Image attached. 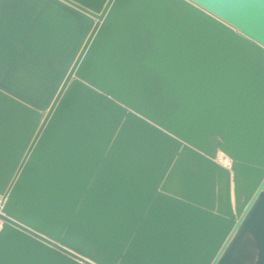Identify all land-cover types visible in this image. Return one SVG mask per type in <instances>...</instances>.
Instances as JSON below:
<instances>
[{
	"label": "water",
	"instance_id": "water-1",
	"mask_svg": "<svg viewBox=\"0 0 264 264\" xmlns=\"http://www.w3.org/2000/svg\"><path fill=\"white\" fill-rule=\"evenodd\" d=\"M0 195V264H264V0H0Z\"/></svg>",
	"mask_w": 264,
	"mask_h": 264
},
{
	"label": "bare ground",
	"instance_id": "bare-ground-1",
	"mask_svg": "<svg viewBox=\"0 0 264 264\" xmlns=\"http://www.w3.org/2000/svg\"><path fill=\"white\" fill-rule=\"evenodd\" d=\"M218 160L225 165H228L230 163L229 157L223 154L222 152L218 153Z\"/></svg>",
	"mask_w": 264,
	"mask_h": 264
},
{
	"label": "built area",
	"instance_id": "built-area-1",
	"mask_svg": "<svg viewBox=\"0 0 264 264\" xmlns=\"http://www.w3.org/2000/svg\"><path fill=\"white\" fill-rule=\"evenodd\" d=\"M3 202V197L0 195V204Z\"/></svg>",
	"mask_w": 264,
	"mask_h": 264
}]
</instances>
